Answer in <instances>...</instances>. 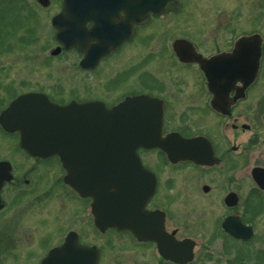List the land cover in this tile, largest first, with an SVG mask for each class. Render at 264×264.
Instances as JSON below:
<instances>
[{
  "label": "flooded vegetation",
  "instance_id": "obj_1",
  "mask_svg": "<svg viewBox=\"0 0 264 264\" xmlns=\"http://www.w3.org/2000/svg\"><path fill=\"white\" fill-rule=\"evenodd\" d=\"M129 1L132 12H125L122 3L111 19L125 37L83 65L85 55L109 39L108 33L97 31V21L86 19V42L78 46L73 43L78 37L70 38L69 44L58 36L52 21L63 11L64 0H0V264H41L67 238L89 248L86 264L92 257L95 264H264V0H244L241 6L231 0L235 5L227 28L230 36L210 52L193 31L188 32L191 20L202 33L204 28L192 19L203 17L188 11L185 0H159L164 2L158 7L156 0ZM200 3L209 12L216 6L212 0ZM195 4L191 3L194 9ZM75 6L70 4L68 22L73 29L78 22L73 18ZM96 6L89 4L88 15L96 12ZM128 13L130 22L124 20ZM241 42L249 57L252 46L258 48V72L247 84L239 79L233 83L221 110L213 105L216 93L208 87L197 59L231 55ZM130 46L134 59L157 46L155 55L170 54V63L193 69L200 78H189L186 90L166 95L154 69L133 81L134 91L125 90L127 82L118 77L113 88H105L121 94L108 101L92 96L87 88L79 95L72 81L10 76L12 65L23 62L25 51L28 61L43 64L71 55L72 62L78 58V68L89 73ZM16 51H24L20 61L12 59ZM45 51L49 52L43 56ZM27 94L45 96L57 105L101 101L106 107L127 97H150L161 111V136L204 137L210 143L211 161H172L157 147H138L135 152L147 177L133 197L132 229L107 222L97 225L93 197L65 181L60 157L28 152L20 144L21 131L6 126L9 107Z\"/></svg>",
  "mask_w": 264,
  "mask_h": 264
},
{
  "label": "water",
  "instance_id": "obj_2",
  "mask_svg": "<svg viewBox=\"0 0 264 264\" xmlns=\"http://www.w3.org/2000/svg\"><path fill=\"white\" fill-rule=\"evenodd\" d=\"M163 2L156 0L157 7ZM73 3L76 4L73 18L78 21L74 29L68 26L72 16L69 15L70 4ZM90 3L97 6L93 8L96 12L88 15ZM122 3L125 12H132L129 0H64L63 11L52 20L59 28L58 36L69 44L70 38L76 36L78 40L73 43L83 46L87 18L98 22L99 33L102 29L109 35L107 41L100 42L99 49L85 55L83 65L116 47L125 37L120 25L111 23ZM132 19L130 13L124 18L128 22ZM80 50L84 51L83 48ZM250 52L251 57L241 42L231 55L197 59L208 87L216 93L214 107L223 110L221 103L236 80L247 84L255 78L258 48L252 46ZM154 101L147 96L127 97L107 108L101 101H72L67 105H57L45 96L27 94L9 107L5 124L21 131L20 144L28 152L60 157L66 169L65 181L79 193L93 197L92 212L97 225L107 222L108 225L132 229L133 197L136 189L144 188L143 181L147 177L135 152L138 147H157L172 161L191 159L201 164L211 161L210 143L204 137L185 139L176 133L161 136V111L154 107ZM70 240L67 238L64 245L51 250L41 264H86L89 248ZM91 264H95V257H92Z\"/></svg>",
  "mask_w": 264,
  "mask_h": 264
},
{
  "label": "rangeland",
  "instance_id": "obj_3",
  "mask_svg": "<svg viewBox=\"0 0 264 264\" xmlns=\"http://www.w3.org/2000/svg\"><path fill=\"white\" fill-rule=\"evenodd\" d=\"M185 1L186 9L188 11H196V16L200 19L203 17L202 21H199L197 18L196 21L194 19L192 20L198 23V28L203 27L204 31L201 33L199 29H196L197 25H193L191 20H189L186 25V27H188V32L190 33V31H193L195 37L197 39L200 38L199 40H201L200 42L203 44L202 47L207 52L214 50L216 46H223L226 43L224 39H228L230 36V30L227 28L230 26L229 22L232 18L231 9H233L235 4H232L231 0H212L216 6L212 12H209L206 5L200 3L204 2V0ZM236 1V4L239 6L244 4V0ZM193 2L196 3V9L191 6V3ZM198 8L202 10L203 14L198 10ZM237 8L238 6H236V10ZM210 15L211 17L209 19ZM173 23L181 25L182 22L175 23L173 20ZM203 28L201 29L203 30ZM156 47L157 46H154V49L152 48L153 51L152 49L148 50L146 48L145 51H143L144 53L135 59L134 56H132V46L127 47L122 54L103 62L101 65L102 67L99 70L89 73L80 70L77 66L78 58L72 62L71 58L74 57H71V55H63L58 58L51 59L50 62L44 61L43 64L38 61H28L26 57L29 55L26 56V51L24 55H22L24 51H16L13 52L12 59L20 61L22 59L21 55L25 56V58L23 59V62L20 61V63L14 66L12 65L10 76L11 78H58L60 81L68 80L66 83L72 81L74 83V89L79 92V95H82L84 90L87 88L88 90L90 89L92 96L99 95L108 101H110L114 96L121 94V92L116 93V90L114 89L105 88V86L107 88H113V83L118 77L121 78V81L124 80L127 82L125 83V90L134 91L137 86L133 83V81H136L140 75L147 74V71L151 72L152 69H154V75L156 74V78L163 81L165 84L161 91L162 94L166 93V95H168L169 92L186 90L185 85L186 82L189 81V78H200V76L198 77V72L195 70L182 68L181 65L179 66V64L175 61L170 63V54H166L167 56L164 58L163 55H155L157 52L155 50ZM33 51L34 50H28L27 52ZM36 52H38V50H35V53ZM48 52L49 51H45L42 55L45 56ZM15 56H17V58H15ZM39 58L42 59L41 57ZM163 60H165V62L161 64ZM74 63L76 65L75 67L72 65ZM142 78L147 79L148 77L143 76ZM23 260L26 261L25 259ZM20 263L21 261L17 262V264Z\"/></svg>",
  "mask_w": 264,
  "mask_h": 264
}]
</instances>
